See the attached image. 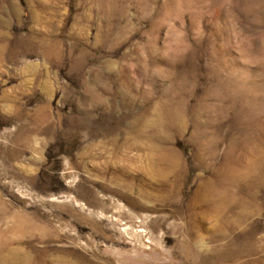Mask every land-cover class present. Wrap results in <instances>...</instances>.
Returning a JSON list of instances; mask_svg holds the SVG:
<instances>
[{"label":"rangeland","instance_id":"rangeland-1","mask_svg":"<svg viewBox=\"0 0 264 264\" xmlns=\"http://www.w3.org/2000/svg\"><path fill=\"white\" fill-rule=\"evenodd\" d=\"M0 264H264V0H0Z\"/></svg>","mask_w":264,"mask_h":264}]
</instances>
